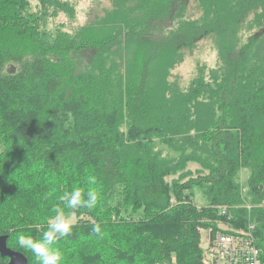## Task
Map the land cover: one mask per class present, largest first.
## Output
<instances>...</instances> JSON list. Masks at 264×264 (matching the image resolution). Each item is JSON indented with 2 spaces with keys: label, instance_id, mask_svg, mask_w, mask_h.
I'll use <instances>...</instances> for the list:
<instances>
[{
  "label": "trees",
  "instance_id": "16d2710c",
  "mask_svg": "<svg viewBox=\"0 0 264 264\" xmlns=\"http://www.w3.org/2000/svg\"><path fill=\"white\" fill-rule=\"evenodd\" d=\"M189 1L110 0L73 33H46L47 15L31 12L30 0H0V236L28 264L35 257L16 236H39L46 224L34 226L58 192L89 187L90 175L97 209L74 211V230L57 245L69 264H201L205 219L255 223L264 253V0H196L201 15L187 18ZM257 10L263 28L239 46ZM212 34L221 64L210 80L200 73L187 89L170 81L182 50ZM153 138L179 156H164ZM191 161L209 171L201 189L211 207L184 197L193 183L167 181ZM29 211L22 227L11 218Z\"/></svg>",
  "mask_w": 264,
  "mask_h": 264
},
{
  "label": "rangeland",
  "instance_id": "374dc122",
  "mask_svg": "<svg viewBox=\"0 0 264 264\" xmlns=\"http://www.w3.org/2000/svg\"><path fill=\"white\" fill-rule=\"evenodd\" d=\"M59 3L60 6H56L54 0H52V3H50L49 0H30L31 12L41 16L47 15V16H42L43 31L46 33L49 31L54 33L56 30H63L65 32L73 33L79 26L85 25L86 23H88L89 20H94L95 15L97 14L102 15L103 9L111 8L110 0H60ZM68 3L72 4L73 7H68L67 5ZM64 8H67L68 13L63 11ZM260 12L261 10L259 11L257 10L250 13L245 23H243L239 32V46H243L245 43H247L248 39L252 34H254V32L263 28L262 19L260 17L261 15L257 14ZM199 15H201L200 7L197 5L196 0H190L189 7L185 12V16L187 18H196ZM175 25L176 24H173V26ZM182 52H183V60L172 69L171 71L172 75L170 77V81L177 79L181 87L184 89H187L190 86L193 79L200 73L203 74L205 79L210 80V73H213L215 69H217V67L221 64L220 53L215 44V37L213 34L197 42L194 48L183 49ZM153 142L155 148L157 150H161L164 156L170 158L179 156V152L169 147L168 144L163 143L161 140L153 138ZM3 149H4V143H3L2 132L0 129V151H2ZM33 173L34 171L28 169V171L25 174H28L26 176L33 177L34 175ZM208 174L209 171L207 169H204L199 163L191 161L188 162L186 167L177 170L175 173L167 177V181L171 186L177 184L181 185V184L193 183L192 189H190L187 193H185L186 195H184V197L189 194L190 197L188 196L189 197L188 202L195 204L198 207H202L203 205L209 206L210 204L207 203L203 190L201 189V186H203L204 184L203 180L206 179ZM248 175L249 174L247 170L243 169L241 171L240 182L242 185L246 182ZM68 180L70 182L73 181L72 178ZM68 180H66L67 183ZM242 193L243 195H245V190L242 191ZM58 194L59 196H61L63 193L58 192ZM34 199H35L34 196L32 195L28 196V200H34ZM172 201H174V199H172ZM41 207L42 204L40 203L38 209L40 210ZM212 208L216 210L215 207ZM218 210H220V208H218ZM223 210L224 209H221L218 214L220 215L226 214V211L224 212ZM135 211L136 209L131 212H135ZM22 214L18 213L17 215L11 216V218L15 221V224L19 225L20 227L23 226L22 222L25 221L27 217L28 218L30 217L32 211ZM47 215L49 217L50 215H52V212H49ZM72 215L74 221L76 222L78 219L77 216L75 215L74 212ZM137 216L139 217L142 216L145 218L147 215L143 213V211L139 210L137 211ZM47 220L48 219L45 218L40 220V222L36 224L34 227L35 228L39 227V229H42L43 228L42 225L46 224ZM204 222L207 224V226L201 225V227H199V231H200L199 246L203 249L204 252V257L201 264H203L204 260L206 259L205 252L208 249L207 235L210 232L211 228L219 229L230 233H243L248 230V226L250 224L249 222V224L247 223L243 227L236 228L228 223L219 220L214 221L211 219H205ZM60 250L63 253V256L65 255V252H67L66 247H63L62 245L60 247ZM129 251L130 250L126 249L125 253ZM62 264H69V263H67L64 260ZM90 264L92 263L90 262ZM115 264H125V263L123 262V260L121 261L117 259Z\"/></svg>",
  "mask_w": 264,
  "mask_h": 264
},
{
  "label": "clouds",
  "instance_id": "9594fccd",
  "mask_svg": "<svg viewBox=\"0 0 264 264\" xmlns=\"http://www.w3.org/2000/svg\"><path fill=\"white\" fill-rule=\"evenodd\" d=\"M96 183L97 178L90 175L86 180L89 187L74 186L70 191H65L59 197V203L52 206V215L47 220L45 230L39 236L18 234L17 246L32 253L36 264H62L64 256L57 245L72 234L75 227L72 215L74 211L79 209L92 211L97 207L99 192L95 187ZM91 232L102 236L101 224H94Z\"/></svg>",
  "mask_w": 264,
  "mask_h": 264
},
{
  "label": "built area",
  "instance_id": "2783aa9c",
  "mask_svg": "<svg viewBox=\"0 0 264 264\" xmlns=\"http://www.w3.org/2000/svg\"><path fill=\"white\" fill-rule=\"evenodd\" d=\"M255 226V223H250L243 233L211 228L203 264H264V253L255 241Z\"/></svg>",
  "mask_w": 264,
  "mask_h": 264
},
{
  "label": "water",
  "instance_id": "95a60500",
  "mask_svg": "<svg viewBox=\"0 0 264 264\" xmlns=\"http://www.w3.org/2000/svg\"><path fill=\"white\" fill-rule=\"evenodd\" d=\"M15 71L16 68L12 66L10 72L15 73ZM7 239H8V235L0 236V254L3 257L9 258L8 264H28V259L23 253L19 251H15L10 247H8Z\"/></svg>",
  "mask_w": 264,
  "mask_h": 264
}]
</instances>
